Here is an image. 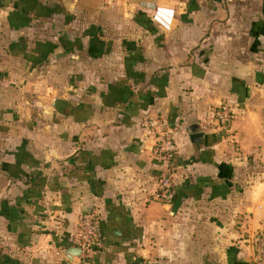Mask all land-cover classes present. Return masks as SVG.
<instances>
[{
	"label": "crops",
	"instance_id": "obj_1",
	"mask_svg": "<svg viewBox=\"0 0 264 264\" xmlns=\"http://www.w3.org/2000/svg\"><path fill=\"white\" fill-rule=\"evenodd\" d=\"M90 211L100 244L71 257ZM4 258L264 264V0H0Z\"/></svg>",
	"mask_w": 264,
	"mask_h": 264
},
{
	"label": "built area",
	"instance_id": "obj_2",
	"mask_svg": "<svg viewBox=\"0 0 264 264\" xmlns=\"http://www.w3.org/2000/svg\"><path fill=\"white\" fill-rule=\"evenodd\" d=\"M232 119L233 114L227 104H221L214 110L213 121L215 122V128H218L221 132L227 133L229 131ZM143 128L147 133L154 136L157 153L161 158V171L158 180L159 194L161 197H166L171 185L169 164L170 157L175 151V145L164 121H144ZM79 227L76 244L80 252H86L93 246L100 244V226L94 212L90 211L81 215Z\"/></svg>",
	"mask_w": 264,
	"mask_h": 264
},
{
	"label": "water",
	"instance_id": "obj_3",
	"mask_svg": "<svg viewBox=\"0 0 264 264\" xmlns=\"http://www.w3.org/2000/svg\"><path fill=\"white\" fill-rule=\"evenodd\" d=\"M196 128H197V125H194V126L190 127V130H192V129H196ZM67 253H68L69 255H71V257H76V256H79V254H80V249H79L78 247H72V248H70V249L67 251Z\"/></svg>",
	"mask_w": 264,
	"mask_h": 264
},
{
	"label": "trees",
	"instance_id": "obj_4",
	"mask_svg": "<svg viewBox=\"0 0 264 264\" xmlns=\"http://www.w3.org/2000/svg\"><path fill=\"white\" fill-rule=\"evenodd\" d=\"M4 260L6 261V264H14V262L11 259L6 260V258H4Z\"/></svg>",
	"mask_w": 264,
	"mask_h": 264
},
{
	"label": "rangeland",
	"instance_id": "obj_5",
	"mask_svg": "<svg viewBox=\"0 0 264 264\" xmlns=\"http://www.w3.org/2000/svg\"><path fill=\"white\" fill-rule=\"evenodd\" d=\"M14 1H16V0H14ZM17 1H19V0H17ZM122 1V0H121ZM106 3V2H105ZM107 4V3H106ZM91 29L90 28H87L85 31H90ZM86 33V32H85Z\"/></svg>",
	"mask_w": 264,
	"mask_h": 264
}]
</instances>
